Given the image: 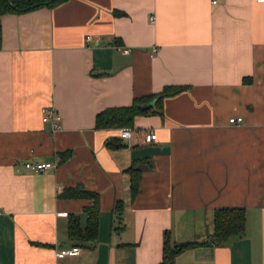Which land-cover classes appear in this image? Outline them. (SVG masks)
I'll list each match as a JSON object with an SVG mask.
<instances>
[{"label":"crops","instance_id":"0c3cea01","mask_svg":"<svg viewBox=\"0 0 264 264\" xmlns=\"http://www.w3.org/2000/svg\"><path fill=\"white\" fill-rule=\"evenodd\" d=\"M216 1L68 0L0 19V264H161L165 231L202 240L220 208L245 210L243 235L174 264H264V2ZM166 86L186 91L164 100L163 120L138 116L127 147L106 148L119 130H94L96 114ZM46 107L61 117L56 132ZM145 157L131 201L124 170ZM76 186L99 195L97 242L57 258L76 248L69 216L84 227L91 205L58 197Z\"/></svg>","mask_w":264,"mask_h":264},{"label":"trees","instance_id":"16d2710c","mask_svg":"<svg viewBox=\"0 0 264 264\" xmlns=\"http://www.w3.org/2000/svg\"><path fill=\"white\" fill-rule=\"evenodd\" d=\"M68 0H0V19L3 16L14 14H24L37 9H51L57 7ZM2 42V32L0 25V48ZM117 44V42H116ZM186 91L184 86H166L159 93L136 98L129 106L107 108L96 114L94 120V130H121L130 129L134 133V120L138 116H157L161 120L164 118V100L175 97ZM155 102L152 109L140 111L138 106ZM119 132V131H118ZM144 138L146 132L137 131ZM119 137L109 139L105 142V147L111 150L126 148L127 145ZM142 144H150L142 142ZM58 165L65 163L71 158V151L60 152ZM150 158L136 159L131 162L124 173L129 179V195L133 201L139 193L142 173L145 169H151ZM63 200H86L91 205L84 207L82 213L86 217L85 226L80 224V218L69 216L67 225L68 240L73 247L89 248L97 242L99 231V195L95 192L87 191L82 186L67 188L58 195ZM124 205L122 201L116 202L114 214L118 223L122 219ZM246 221L245 210L242 208H220L214 210L213 233L202 240H192L187 242H172L170 233L164 232L163 256L161 264H174L173 258L180 252L198 247H223L244 233Z\"/></svg>","mask_w":264,"mask_h":264},{"label":"built area","instance_id":"2783aa9c","mask_svg":"<svg viewBox=\"0 0 264 264\" xmlns=\"http://www.w3.org/2000/svg\"><path fill=\"white\" fill-rule=\"evenodd\" d=\"M258 3H263L264 0H256ZM212 5H216L217 1L216 0H212ZM86 42H90L91 38L89 36L86 37ZM153 52H155V50H153ZM43 116H44V120L47 121L50 124V130L52 132H56L60 129V123H61V117L59 115V113L55 110L54 107H46L43 109ZM242 118L238 117V118H230L228 120L229 124L232 125H240L242 123ZM118 137L120 139L123 140H127L129 141L132 137V132L130 129H121L118 132ZM156 140V134L154 132H146L144 134V138H143V142L145 143H152ZM25 168L29 171H31L32 173L35 174H39V173H43L49 169H54L55 165L53 163L50 162H46V163H31V162H27L25 163ZM80 252L79 248H67V249H61L56 253V257L57 258H64V257H74V256H78Z\"/></svg>","mask_w":264,"mask_h":264},{"label":"water","instance_id":"95a60500","mask_svg":"<svg viewBox=\"0 0 264 264\" xmlns=\"http://www.w3.org/2000/svg\"><path fill=\"white\" fill-rule=\"evenodd\" d=\"M155 106V102H150L148 104H142V105H139L138 108L140 111H144V110H147V109H152L154 108Z\"/></svg>","mask_w":264,"mask_h":264}]
</instances>
